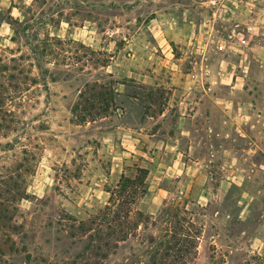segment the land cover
Instances as JSON below:
<instances>
[{"label": "rangeland", "instance_id": "obj_1", "mask_svg": "<svg viewBox=\"0 0 264 264\" xmlns=\"http://www.w3.org/2000/svg\"><path fill=\"white\" fill-rule=\"evenodd\" d=\"M191 72L210 88L169 102ZM163 109L198 112L208 165L142 212ZM0 264H264V0H0Z\"/></svg>", "mask_w": 264, "mask_h": 264}, {"label": "crops", "instance_id": "obj_2", "mask_svg": "<svg viewBox=\"0 0 264 264\" xmlns=\"http://www.w3.org/2000/svg\"><path fill=\"white\" fill-rule=\"evenodd\" d=\"M175 75L177 76L178 73L176 72ZM180 75H185L186 78L182 79L180 77H174L172 80L167 82V84L163 83L164 89L167 87L165 85H169L171 89V92H167L166 96V99L169 102L175 101L177 104H182L188 102V100L191 102L194 100L199 101V99H197V95L199 93L195 91H199L201 88L204 90L210 88V86L205 85L203 83L204 81L199 80V78H193L195 77V74L192 72L181 73ZM232 80L233 79L231 78V81ZM174 116H176L175 125L173 124ZM149 118L156 120L155 123H157L160 119H163V131L160 128L159 131H153L149 135L150 138H153V140L149 139V145H155L163 148V158H157L154 161V164L150 166L149 175L145 180V183L147 184L146 191L142 193L141 197H139L140 201L138 207L142 212L154 213L163 200L170 198L174 192L178 193V189H174L175 185L181 187L182 183L185 182L187 183L186 192L188 194L190 193L189 191H191V193L198 191L197 186L200 187L201 183L199 182L202 179L200 176L203 175V168H205L208 164L201 157L189 159L188 153L192 150H197L200 146L209 147L212 143L209 141L211 129L208 127L201 128L199 126L193 128L191 126V124L194 125L193 121L199 118L201 119L196 111L187 114L180 112L178 115H173L163 109L157 117L149 116ZM133 132L139 131L134 130ZM140 135L142 134L139 133L138 136L131 134V139L126 140V143L130 144L129 148H131V145H133L135 149L137 147L139 148L140 143L143 141L139 138ZM158 136L161 138L159 139ZM186 167L189 168L186 172L187 175L190 174L191 171L195 172V174L197 172L198 173L195 176H186L183 174V170ZM224 183L229 185L233 184L232 181L227 179L224 180ZM192 185L193 187H191ZM203 191V193H198L196 198L198 203H203V201L209 199V191ZM246 195H249V193L244 191L243 196L239 201L241 205L240 212L241 210H246L250 205V198ZM251 199H253V197H251Z\"/></svg>", "mask_w": 264, "mask_h": 264}, {"label": "trees", "instance_id": "obj_3", "mask_svg": "<svg viewBox=\"0 0 264 264\" xmlns=\"http://www.w3.org/2000/svg\"><path fill=\"white\" fill-rule=\"evenodd\" d=\"M107 87V85H105V84H102V86L101 87ZM110 90H113L112 91V93H113V95L115 94V88L114 87H111V88H109V91ZM107 96H109V94H108V92L106 93V96H105V98H102L101 96H99V95H97V96H95V99H94V102H93V105H92V107H95L98 103H104V105H107V99H106V97ZM103 99V101L101 102V100ZM97 99V100H96ZM101 99V100H100ZM113 102V101H112ZM100 109V107H98V110ZM91 115V114H90ZM86 117V116H85ZM85 117H83V121L86 119ZM92 119H95V118H92ZM140 171H143L142 169H140ZM136 182H137V180L136 179H134V178H129V177H124V179L122 180V184H123V187L124 188H126L128 185L127 184H130V185H134V184H136ZM146 191V186H144L143 187V190H142V193H144ZM134 193H136L135 191H134ZM136 197L135 196H132V203H135V201H136ZM111 208V207H110ZM109 208V209H110ZM179 209L180 208H178V210L177 211H179ZM171 211V209H168L167 210V212H170ZM189 223V222H188ZM191 223H189V225H190ZM177 232V231H176ZM175 232V234L172 236V237H174V238H176L177 237V234L178 233H176ZM166 233H167V235H165V241L163 240V243L162 242H160V245L161 246H163V248H165L166 249V253L163 255V259H167V258H170V257H172L173 256V252H175V253H177V252H182L183 251V248H182V245L180 246V243H181V241L182 240H178V241H176L175 243V245H171V242H174V241H170V240H168V238H169V236H170V232H169V230H166ZM158 248H160V247H158ZM177 248V249H176ZM157 254V253H156ZM174 255H176V254H174ZM179 255V254H178ZM178 257V256H177ZM176 256L173 258V259H176L177 258ZM154 261H156L155 259H154Z\"/></svg>", "mask_w": 264, "mask_h": 264}]
</instances>
